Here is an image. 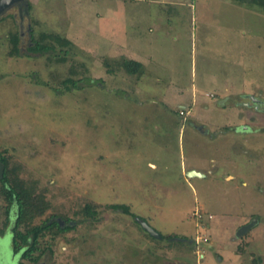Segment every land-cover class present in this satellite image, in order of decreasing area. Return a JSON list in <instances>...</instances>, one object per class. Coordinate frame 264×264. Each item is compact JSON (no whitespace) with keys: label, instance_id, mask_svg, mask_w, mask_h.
<instances>
[{"label":"rangeland","instance_id":"rangeland-1","mask_svg":"<svg viewBox=\"0 0 264 264\" xmlns=\"http://www.w3.org/2000/svg\"><path fill=\"white\" fill-rule=\"evenodd\" d=\"M29 2L22 35L16 8L0 16V154L10 186L23 192L19 230L49 219L72 229L40 233L31 258L7 232L0 264H234L231 240L254 221L237 252L251 240L250 264H259L263 8L238 0ZM140 49L143 79L144 70L131 75L114 63ZM225 125L232 131L218 134ZM191 168L203 176H188ZM227 172L235 178L225 181ZM6 206L0 182V234Z\"/></svg>","mask_w":264,"mask_h":264},{"label":"trees","instance_id":"trees-1","mask_svg":"<svg viewBox=\"0 0 264 264\" xmlns=\"http://www.w3.org/2000/svg\"><path fill=\"white\" fill-rule=\"evenodd\" d=\"M243 3L248 4H255L260 5L264 10V0H238ZM18 40L15 39V46H13V50L15 53H18ZM36 47L34 48V51H42L43 47L40 48L39 44H35ZM109 64L108 62H106ZM114 63H116L120 68L125 70L128 74H141L143 71V68L141 64L133 59H129L126 57L121 56L120 58L114 60ZM0 162L3 163L4 168L6 167L7 161L4 156L0 154ZM2 187L5 190V197L7 198L8 205L10 208H13L15 210V226L13 228L12 233V244L16 243L17 241L20 242L19 250L22 251L21 255L24 258H31L29 257V254H31L35 250V244L37 242V238L40 233L43 231L56 227L59 231H67L72 229V226L69 224V222L61 227L57 220H45L42 224L38 226H34L30 228L27 231L22 232L19 230L20 221L23 218L24 208L25 204L23 203V192L20 190L15 189L14 187L10 186L8 179L6 177L5 171L2 180H0ZM110 207L115 210H122L126 213L129 212L127 206L120 205V204H110ZM10 208H8V212L10 211ZM144 220V219H143ZM17 252V251H16ZM18 264H23L22 262H19Z\"/></svg>","mask_w":264,"mask_h":264},{"label":"crops","instance_id":"crops-1","mask_svg":"<svg viewBox=\"0 0 264 264\" xmlns=\"http://www.w3.org/2000/svg\"><path fill=\"white\" fill-rule=\"evenodd\" d=\"M28 4H29V8H30V2H29V0H28ZM130 54H132L131 55V57H129L128 55H124V54H122L121 56H123V57H126V58H129V59H133V60H136V61H138L140 64H141V66H142V68H143V70H144V74L143 75H140L141 77H142V79L145 77V76H147L148 75V72H147V57L145 56V55H143V50H137V51H135V50H132V51H128ZM120 56V57H121ZM131 75H134V74H131ZM136 75V74H135ZM225 91H226V89H224ZM194 96V91H193V93H192V97ZM188 111L189 110H187L186 111V114H188ZM248 126H245L244 125V127H243V130H248ZM202 129H204L203 127H202ZM230 129H233V127H231L230 125H225V126H222L221 128H220V131H219V133L218 134H226V133H228L229 131H232V130H230ZM203 131V130H202ZM204 132V131H203ZM218 134H217V136H218ZM211 160V162L214 164L213 165V168H215L216 167V163H215V160L213 159V158H211L210 159ZM151 165H153L152 163H150ZM154 166V165H153ZM192 170H193V168H191ZM195 171H198L199 172V170H197V169H195ZM209 172H210V170H209ZM235 178V175L233 174V173H230V172H227L226 174H224V180L225 181H231V180H233ZM242 184L243 185H245V186H247V183H246V181H243L242 182ZM201 212H202V217L201 218H198V219H202V218H204L203 217V215H204V211H203V209H201ZM213 217H212V215L211 214H208V219H212ZM255 223H257L256 221H254ZM255 223H253L251 226H250V228L248 229V230H246L242 235H238L237 233H236V235H235V239H233V240H231V242L233 243V247H232V252H233V254H232V257H233V260H234V264H250V259H251V255L249 254V253H251V251H253L252 250V248L253 247H251L252 246V244H251V240H246V242L248 243V249H247V252L246 253H239V252H237V250H238V245H240L239 243L242 241V240H244L243 238H244V236L245 235H247V233L250 231V230H252V228L254 227V224ZM195 226H197V222H195ZM245 226V225H244ZM197 234V233H196ZM195 234V238L196 239H198L199 241H200V239H201V236L200 235H196ZM204 238V237H203ZM204 239H206V238H204ZM182 242V241H185V240H171V244L172 243H174V242ZM195 241H197V240H195ZM201 241H203V242H209L210 241V243H211V240H201ZM195 244H196V242H195ZM197 244H198V242H197ZM196 252H198V250H196ZM245 254H248V256L247 255H245ZM257 254H259L258 252H257ZM260 255V254H259ZM247 257V258H246ZM198 258L201 260V259H203L204 258V255L202 254V253H200L199 254V256H198ZM219 261H222V255H220L219 256ZM259 264H264V257H262L261 256V261H260V263Z\"/></svg>","mask_w":264,"mask_h":264},{"label":"water","instance_id":"water-1","mask_svg":"<svg viewBox=\"0 0 264 264\" xmlns=\"http://www.w3.org/2000/svg\"><path fill=\"white\" fill-rule=\"evenodd\" d=\"M17 6L19 9V18H20V35H22V28H23V21L25 16L28 15L29 13V4L28 0H0V16L5 14L7 10L10 8ZM2 171H3V165L0 164V178L2 177ZM188 176H203L201 172L195 171V170H190L188 172ZM138 222L141 224V226L149 232V234L153 237L161 238L162 235L153 229L146 221L143 219H138ZM254 222H250L249 224L242 226L237 233L238 235H242L246 230L250 228V226Z\"/></svg>","mask_w":264,"mask_h":264},{"label":"flooded vegetation","instance_id":"flooded-vegetation-1","mask_svg":"<svg viewBox=\"0 0 264 264\" xmlns=\"http://www.w3.org/2000/svg\"><path fill=\"white\" fill-rule=\"evenodd\" d=\"M12 8H16L17 15L19 16V9H18V7H17V6H14V7H12ZM10 9H11V8H10ZM7 11H8V10H7ZM19 26H20V18H19ZM250 98L254 99L252 96H250ZM0 164L3 165V163H1V162H0ZM4 171H5V168H4V165H3L2 177L0 178V180H2V178H3ZM6 200H7V198H6ZM7 202H8V201H7ZM8 208H10L9 205L6 206V208H5V210H4V213H5V217H4V219H5L8 223H7V226H6L5 231H3L2 234H0V240H3V239H4V237H5V235H6L7 232H10V233H11V240H12L13 228H14V226H15V210H14L13 208H10V211L8 212ZM56 220L58 221L59 225L61 226V223H63V222H62L60 219H56ZM51 221H52V220H50V222H51ZM69 223H70V221H69Z\"/></svg>","mask_w":264,"mask_h":264},{"label":"built area","instance_id":"built-area-1","mask_svg":"<svg viewBox=\"0 0 264 264\" xmlns=\"http://www.w3.org/2000/svg\"><path fill=\"white\" fill-rule=\"evenodd\" d=\"M186 111L184 110H180V115H185ZM194 215L197 216L198 218L202 217V212L200 208H196V210L194 211Z\"/></svg>","mask_w":264,"mask_h":264}]
</instances>
